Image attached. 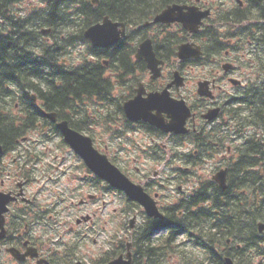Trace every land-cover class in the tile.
<instances>
[{
	"label": "flooded vegetation",
	"instance_id": "obj_1",
	"mask_svg": "<svg viewBox=\"0 0 264 264\" xmlns=\"http://www.w3.org/2000/svg\"><path fill=\"white\" fill-rule=\"evenodd\" d=\"M185 1L202 9L218 2ZM149 31L146 30L145 34L149 35ZM258 39L259 36L252 40L233 36L226 43L232 50L224 51L220 57L210 55L203 63L205 67H211L210 73L192 84L186 73L192 63L183 64L175 57L165 60L158 53L155 55L161 61L157 65L159 76L153 78L144 61H134L131 41L126 62L97 66V74L101 71L102 76L110 80L111 98L95 97L93 113L87 103L89 98L83 95L77 100L67 98L62 102L65 107L57 110L47 108L46 103L52 104L51 98H40L38 95V98L27 102L26 106L33 107L37 112V121L27 118L33 128L26 130L23 137L10 138L8 146L0 144V264H105L117 256L118 209L114 195L118 192L95 175L65 142L58 129V124L63 121L73 131L88 137L100 155L120 167L131 181L141 185L164 216L174 209L178 210L177 216H182L180 207L189 195L184 196L192 188L198 189L203 180L211 178L204 177L201 172L198 180L192 176L211 156L220 160L209 171L226 168L225 153L216 154L214 150L224 149L228 153L230 144L240 141L242 135L239 134L238 138L229 136V133L235 129L236 110L243 108L242 93L250 83L263 84L264 81L261 78L264 74V44ZM113 56L114 60H118V47L113 49ZM234 56H237L236 59ZM177 73L183 77L184 84L176 82ZM200 82L207 83L205 96L199 94ZM227 85L231 88L228 89ZM164 91L169 99L184 102L187 110L184 128L187 132H165L142 119L127 118L126 102L141 96L132 108L144 112L150 107L147 102L149 95ZM153 104L158 105L156 101ZM18 109L21 113L24 106L15 103L12 113L16 114ZM180 111L183 110L180 108ZM210 111L215 112L212 120L205 117ZM150 113L156 115L157 109L153 108ZM0 114L7 115L5 112ZM161 116L165 123L170 122L166 113H161ZM181 118L180 115L178 119ZM213 131H221L220 138L213 136ZM121 154L130 157L132 162L128 164L120 157ZM140 162L162 167L175 164L179 167L176 170L170 168L172 172L164 170V175H160L161 172L150 175L151 172L146 169L142 171L135 167V171L132 170L131 165ZM183 165L185 170L192 168L186 176H182ZM212 182L220 189L215 181ZM172 186L176 188L177 197L170 200L164 192ZM133 204L128 201L129 206ZM206 204L211 207L210 201ZM243 204L241 200L240 205ZM137 216H133L136 223ZM177 226L159 229L169 232ZM128 227H136L135 222H128ZM130 235L131 231L126 239ZM190 235L193 233L190 232ZM177 237L179 249L183 244L194 242V238L184 232H179ZM182 237L186 238L184 242ZM226 245L218 246L217 254L222 252L223 259L230 258L237 264L233 255L244 251V247L240 243L233 244L231 239L226 240ZM176 261L187 263L183 256H178ZM196 262L204 264L200 260Z\"/></svg>",
	"mask_w": 264,
	"mask_h": 264
},
{
	"label": "trees",
	"instance_id": "obj_2",
	"mask_svg": "<svg viewBox=\"0 0 264 264\" xmlns=\"http://www.w3.org/2000/svg\"><path fill=\"white\" fill-rule=\"evenodd\" d=\"M25 1L0 0V104L18 98L26 105L29 92L33 91L40 98H51L52 104L46 103V106L57 110L65 107L62 102L67 98L77 100L82 95L105 98L111 91V83L101 71L96 72L99 58H106L110 64L126 62L130 42L133 41L134 54L137 43L143 38L142 24L179 0H98L97 5H93L92 0H41L42 8L28 16L16 14L14 7ZM242 1L245 7L237 4L233 10H217L215 19L193 35L203 49L201 60L220 54L226 46L223 40L233 34L248 39L259 36L258 40L264 44V0ZM105 16L137 28V31L108 49L89 47L94 61L85 60L78 67H66L62 58L68 48L83 41V30ZM225 26L233 30L222 33L221 28ZM42 28L52 29L49 35L52 43L46 42L40 34ZM186 38L183 30L155 36V51L169 60L174 57L176 46ZM115 47L119 48L118 60L113 56ZM242 96L243 108L236 110L233 132L244 130L245 140L236 146V156L227 165V188L217 189L215 183L206 180L185 199L180 207L182 216H177L178 210L174 209L166 213L164 220H148L133 236V264H162L165 250L170 248L169 242L183 231L197 236L198 245L205 250V259L210 264H223L224 254H217L216 249L227 238L245 248L233 255L237 264H252L247 256L249 249L257 251L259 248L261 256L264 255V234L258 237L255 223L256 220L264 221V83H250ZM23 112L21 117L0 114V144L8 146L10 138L20 137L33 128L29 120L37 121L36 110L24 107ZM240 191L248 194L244 197V207L240 205L243 196ZM249 198H254L252 204ZM208 201L211 207L206 204ZM173 225L178 226L171 230L168 242L160 245L152 242L150 232L154 227ZM257 238L261 246L257 245Z\"/></svg>",
	"mask_w": 264,
	"mask_h": 264
},
{
	"label": "water",
	"instance_id": "obj_3",
	"mask_svg": "<svg viewBox=\"0 0 264 264\" xmlns=\"http://www.w3.org/2000/svg\"><path fill=\"white\" fill-rule=\"evenodd\" d=\"M93 3L97 4V0H93ZM209 15V9L203 11L195 6H181L174 4L168 6L162 12L157 14L152 23H180L185 30L194 34L199 31L200 26L202 25V20L208 18ZM146 25H148V23H146ZM119 27H121V29H119ZM42 32L49 33L50 29ZM124 32L125 27L123 23L113 22L108 16H106L101 22L88 27L84 31V37L93 47L104 48L119 40L120 37L124 36ZM176 55L180 60L189 58L198 59L201 56V48L192 42H188L178 47ZM136 58L145 60L151 73L153 74V78L159 76V68H157V65L161 63V61L156 59L150 39H146L143 43H141L136 53ZM180 81H182L183 84V79L177 73L176 82L180 83ZM206 84V82H200L198 84L199 94L206 95ZM135 101L136 100L129 101L125 106L128 118L132 120L141 118L150 122L152 125L158 126L164 131H173L177 133L186 132L184 128V121L187 115V110L184 107L183 101L177 102L169 99L166 91L152 94L149 95V98L147 99L150 107L144 112H140L132 108ZM154 101L158 103L157 106L153 104ZM153 108L157 109L156 115H152L150 113ZM180 108L183 110L182 112L180 111ZM161 113L167 114L170 118L169 123H165ZM180 115L182 117L181 120L178 119ZM214 116L215 112L210 111L205 117L211 120ZM58 127L65 136L66 141L79 155L82 156L85 163L92 171H94L101 178L105 179L109 184L116 187L118 190L123 191L128 198L143 205L149 216L161 217L155 208L154 202L143 192L142 188L131 183L118 169L110 165L105 158L97 155L91 147L89 141L87 142V140H84L83 137L69 130L65 122L60 123ZM225 176V170L219 172L217 176H214V179L222 188L225 187ZM259 227L261 230L264 229L263 224H259ZM127 258V260H123L122 256H120L118 259L109 264H131L130 253H127ZM227 262L230 264L229 260H227Z\"/></svg>",
	"mask_w": 264,
	"mask_h": 264
},
{
	"label": "rangeland",
	"instance_id": "obj_4",
	"mask_svg": "<svg viewBox=\"0 0 264 264\" xmlns=\"http://www.w3.org/2000/svg\"><path fill=\"white\" fill-rule=\"evenodd\" d=\"M209 3H211L212 1L214 2L215 0H206ZM218 3L217 4H221L223 5L222 9L223 10H227L229 8H233L234 5V1L235 0H217ZM216 4V3H215ZM43 3L40 0H27L23 3H21L18 6H15V10L17 11L18 14L21 15H26L29 14L31 12H33L34 10H37L39 8H42ZM44 8V7H43ZM158 29H152L149 31L150 35H155L157 34ZM85 50H86V45L81 44L80 46H76L75 48L72 49L71 51V62H73L74 64H79L81 62V58L82 55L85 54ZM227 50H232V49H227ZM241 55L239 54L238 57H240ZM237 56H234V59H236ZM247 61V60H246ZM191 65V64H190ZM192 67L190 68V70L187 73V75L189 76V79L191 81V84L194 82H196L197 80H199L200 78H202L203 76H207L210 73V69L211 67H205L203 66V64H196V65H191ZM262 79H264V74H262L261 76ZM227 88H231L230 85H227ZM89 103V107L91 110V113H93L95 106H92V104L90 102ZM102 126L105 127L106 124L103 122ZM231 152L232 149L230 151V156H231ZM120 157H122L126 162H132V159L130 157H128L125 154H121ZM73 158V157H71ZM74 159V158H73ZM220 158H218L217 156H211L208 158L207 163H204L202 165L201 170H199L198 175L201 174L205 177L208 176L210 177L211 175H213L215 173L216 170H210L209 169H213L218 163H219ZM132 170L135 171V167H138L140 170H148L149 172H151L150 175H152L153 173L156 172H161L160 175H164L163 171H168V172H172V170L170 168H173V170H176V168L179 167V165H169V166H165L162 167L161 165H156V164H145L143 162L137 163V164H133L131 165ZM129 170V167H126ZM153 170V171H152ZM210 174V175H209ZM197 176V175H196ZM176 186V184H175ZM176 189V188H175ZM175 189H173L172 187H167V191H165L164 193L168 196H170V200H172L175 196H176V191ZM116 203H117V209H118V213H117V237L118 239H126L127 236V230H128V221H130L132 219V216L134 215H138L137 217L139 218V222H142V218L141 215H139L138 213H132V212H127V203L125 201V198L123 195L117 193L114 195ZM185 252H189V251H185ZM176 256L175 254H173V257H169L168 262L166 264H181V262L177 263L176 261Z\"/></svg>",
	"mask_w": 264,
	"mask_h": 264
}]
</instances>
